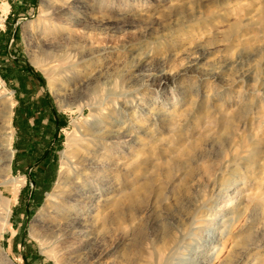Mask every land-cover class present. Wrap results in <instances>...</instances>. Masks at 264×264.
I'll list each match as a JSON object with an SVG mask.
<instances>
[{"label":"rangeland","instance_id":"374dc122","mask_svg":"<svg viewBox=\"0 0 264 264\" xmlns=\"http://www.w3.org/2000/svg\"><path fill=\"white\" fill-rule=\"evenodd\" d=\"M0 78L6 260L264 264V0H0Z\"/></svg>","mask_w":264,"mask_h":264},{"label":"bare ground","instance_id":"6f19581e","mask_svg":"<svg viewBox=\"0 0 264 264\" xmlns=\"http://www.w3.org/2000/svg\"><path fill=\"white\" fill-rule=\"evenodd\" d=\"M0 84H1V78H0ZM3 100L5 101L4 104L7 106V111L5 112L6 118H7V125L5 127V130H6L5 134H4L5 137H3L2 140H0V169H1L0 178L3 179V181L0 182V206L2 207V211H4L3 212L4 217L0 218V220L3 223V225H2L3 230H5L9 224V217L12 213V207H11V200L9 198L5 197V194L2 193V192H4L2 190V187L3 186L6 187L10 184L12 186V185L16 184V181L13 178H10V174L12 172L11 165H12V160H13V156H14V152L12 149L13 138H14V128L12 125L14 104L11 101V98L7 97V94L3 95ZM6 136H7V138H6ZM120 136H121V133L117 130H114L108 135V137H106V140L111 141L112 139H114V138L117 139ZM97 139H99V138H97ZM73 145H74V140L68 139L67 149L63 153V162H62L61 167H60L59 177H58L56 187H55L53 193L48 195L44 207L39 212V214H38V216H37V218L34 221V224L32 226L31 233H32V236H34V237H37V234L35 235V228H37L40 225L42 218L44 217L46 208H48L49 206H53L55 204V201L59 199V197L63 193L62 189H64V187L66 186V183L69 179V167H70V163H71L70 154L72 151L71 149H73ZM67 154H68V156H66ZM77 221H79V220H77ZM0 236H2V234ZM41 246H42V249H45L44 243H42ZM0 257H3V260H4V262H2V264H13L12 262L6 260L4 252L2 251L1 247H0Z\"/></svg>","mask_w":264,"mask_h":264}]
</instances>
